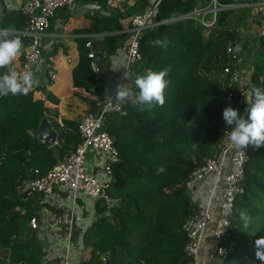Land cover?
I'll use <instances>...</instances> for the list:
<instances>
[{"label": "trees", "instance_id": "1", "mask_svg": "<svg viewBox=\"0 0 264 264\" xmlns=\"http://www.w3.org/2000/svg\"><path fill=\"white\" fill-rule=\"evenodd\" d=\"M209 1L158 0L152 17L155 24L141 34V58L132 66L128 87L138 93L134 83L137 75L144 74L148 68L160 71L170 66L165 77L168 81L165 103L139 111L140 105L133 106L130 97L122 103L120 111L106 113L104 129L113 138L117 150V158L110 163L107 189L111 202L96 200L95 218L90 227L96 238L90 241L89 258L77 264H184L187 261L184 252L187 236L182 225L197 208L184 181L192 169L212 155V145L230 130L223 119V110L232 106L242 115L246 106L239 84L231 81L232 71L238 69L234 56L246 46L238 38L240 48L236 52L232 48L228 50L229 38L238 37L235 25L241 20L236 17L235 9L221 10L211 28L192 18L166 22L175 13L191 11ZM242 10L243 16L251 12L248 7ZM121 16L92 17L90 26L81 30L87 36L77 40L79 60L72 70L73 85L97 96L88 99L87 111H96L97 103L106 98L101 82L106 78L107 68L102 67L100 59L95 60L99 71L92 69L93 59L88 56L91 47L86 42L105 53L102 58L105 60L121 45ZM260 18H264V12L256 19L257 26ZM26 21L19 10L1 18L0 28L16 25L23 30ZM97 33L104 35L98 39L93 36ZM165 37L169 41L166 49L154 44ZM258 43L260 51L254 55H260L261 60L253 64L250 82L244 87L250 90L253 86L264 89V36L259 35ZM54 48L53 45L49 55L55 53ZM225 68L229 71L224 72ZM5 69H0V74ZM243 71H239L241 75ZM34 90L27 95L0 97V264L54 263L43 262L46 250L38 240L37 228L29 225L34 215L39 223L40 212L48 206L46 198L24 187L28 181L46 175L60 154L81 142L79 121L75 119H62L53 146L33 138L47 109L45 101L35 97ZM44 92L50 102H58L52 92ZM228 92L232 97L225 100ZM161 165L164 170L158 172ZM242 185L243 192L234 199L228 255L216 264H260L254 241L264 235V146L258 149L248 146ZM236 208L249 213L248 229L243 228L235 214ZM50 210L60 212V208ZM23 235H28V239H21Z\"/></svg>", "mask_w": 264, "mask_h": 264}, {"label": "built area", "instance_id": "2", "mask_svg": "<svg viewBox=\"0 0 264 264\" xmlns=\"http://www.w3.org/2000/svg\"><path fill=\"white\" fill-rule=\"evenodd\" d=\"M76 0H22L20 4L21 12L26 16L27 21L22 36L28 38V43L23 52V60L17 67H11L18 73L24 71L35 72L40 64L43 51L50 52L55 44V38L43 42V35L50 23L55 11L64 6L72 5ZM131 0H102L105 5L123 6ZM158 2V1H157ZM155 3L149 10L132 15L130 19V38L125 50V63L116 74H114V85L110 90L114 96L116 86L124 83L130 85L128 78L132 71V66L141 58L139 52V40L145 28L152 24ZM242 5L241 1L234 0L229 3H222L218 0H210L207 5L194 7L185 13H175L171 18L174 20L192 18L204 27L211 28L217 20L221 10L235 9ZM259 35L264 36V18H260ZM86 46L91 47L90 41ZM231 50V47L228 48ZM88 56L92 58L91 67L94 71H99V66L95 61L94 51L89 50ZM8 69L6 68L5 71ZM4 71V72H5ZM229 69L225 68L224 72ZM249 71H243L242 76L239 71L231 73V81L239 84L240 94L246 103L244 94L250 89L244 88L250 82ZM243 78V79H242ZM232 93L228 92L225 100H230ZM122 103H117L114 99L109 101L105 98L96 111H87L79 121L78 131L81 142L72 150L60 154L51 169L41 178L30 180L26 183L24 190L34 191L42 194L45 198L53 191L54 187H60L68 192L70 206H61L69 212L67 235H71L73 224V212L77 199L87 196L94 199H105L111 202L107 192L110 180V163L117 158V150L113 143V138L104 129L105 117L108 111H120ZM245 116V112L242 114ZM227 130L217 143L212 145V155L199 166L192 169L185 181L184 186L188 191L199 189L200 183L204 179H210V189H200L206 197L205 204L201 205L195 213L189 216L182 225V230L187 236L184 246L187 261L184 264H202L199 260L201 253H209V257L216 261L224 260L228 255V240L231 235V215L227 213L225 205H234L235 196L243 192V177L245 163L248 159V147L244 150L235 149L227 137ZM91 151L97 159L103 161L101 171L104 177L98 178L94 173L86 170V155ZM222 182L219 184V182ZM218 191L217 203H214L215 192ZM32 228L38 227L36 215L29 219Z\"/></svg>", "mask_w": 264, "mask_h": 264}, {"label": "crops", "instance_id": "3", "mask_svg": "<svg viewBox=\"0 0 264 264\" xmlns=\"http://www.w3.org/2000/svg\"><path fill=\"white\" fill-rule=\"evenodd\" d=\"M157 1L131 0L123 6H116L105 5L102 0H76L72 5L60 7L55 11L42 38L43 42L55 38V53L49 55L50 52L43 51L40 64L34 72L41 80V83L34 87V95L36 98L45 101L47 109L44 118L55 132L62 125V119H75L80 121L89 108L88 99L97 98L96 95L86 92L83 87L73 85L72 70L79 60L77 40L87 36L81 30L90 26L92 17L122 15L119 18V22L123 27L120 30L122 32V37L119 39L121 45L113 54L108 55L105 60H102L106 55L103 52L101 56L95 59H101L100 63L102 67L107 68L105 73L106 78L101 82V87L104 88L105 95L106 91L109 94L114 85V74L123 68L125 63V50L130 38L129 28L132 15L149 10ZM21 2L22 0H0V19L19 11ZM96 4L103 10V15L100 12L92 10H81L84 5ZM7 29L18 35L23 43L20 55L12 64L13 67H17L23 60V52L27 45V39L22 36V30H19L16 25H11ZM243 31H245V37L243 38L241 34H238L237 40L239 38V42H244L250 46L253 54H258L260 51V45L258 43L259 29L257 26L252 27L248 25ZM103 35L104 33H97L93 36L100 39ZM44 91L52 92L58 99V102L55 104L46 99ZM100 104L101 102L97 103V105ZM100 164L103 165V161L99 158L97 159L91 151H88L86 155V170L102 179L104 173L101 171L102 167ZM221 183L220 181L219 184ZM210 185L211 180L204 179L200 183L199 189L191 192L192 201L197 209L206 202V197H204L200 189H205L207 192L210 189ZM217 196L218 191L216 190L215 199L213 200L214 203L218 201ZM45 200L48 206L40 212L36 232L38 240L46 250V256L43 262L45 260H53V264H77L80 260L88 259L91 252L90 241L96 238L95 234L90 230V227L95 218V202L97 199H92L87 196H82L77 199L73 212L72 234L69 237L67 235V217L69 216V212L61 208V206H70L68 192L62 190L60 187H54L53 191ZM52 207L55 209L60 208V212H52L50 210ZM21 239L27 240L28 235L21 236ZM199 260L203 262L202 264H216L218 262L209 257V253L206 251L201 253Z\"/></svg>", "mask_w": 264, "mask_h": 264}, {"label": "clouds", "instance_id": "4", "mask_svg": "<svg viewBox=\"0 0 264 264\" xmlns=\"http://www.w3.org/2000/svg\"><path fill=\"white\" fill-rule=\"evenodd\" d=\"M74 10V9H73ZM82 11L92 10L100 12L103 15L101 7L96 5H84ZM168 39H158L154 42L162 48H167ZM23 48L20 37L7 28L0 29V69L8 70L0 74V97L11 95H27L34 87L41 83V80L33 72L24 71L18 73L13 70L11 65L18 58ZM171 68L166 67L160 71L147 69L144 74L137 75L134 83L139 90L134 93L126 84L120 83L116 86L114 96L106 91V99L111 101L114 99L117 103H123L132 97L133 106L140 105L139 111L151 110L165 103V89L168 81L165 77ZM247 100V107L244 112L246 116L240 114V110L232 106H228L223 110V119L230 126L227 137L232 146L237 150L246 149L249 145L255 148L264 146V89L253 86L249 93L244 94ZM126 113H122L125 115ZM195 147V144H194ZM163 165L159 166L157 171L162 172ZM227 213L233 215V207L231 204L225 205ZM235 214L239 221L242 222L244 229H248L251 223V217L246 209H235ZM256 249V258L260 264H264V235L259 236L254 241Z\"/></svg>", "mask_w": 264, "mask_h": 264}, {"label": "rangeland", "instance_id": "5", "mask_svg": "<svg viewBox=\"0 0 264 264\" xmlns=\"http://www.w3.org/2000/svg\"><path fill=\"white\" fill-rule=\"evenodd\" d=\"M241 0H239L240 2ZM242 5L239 7L235 8V15L236 17L240 18L241 20L238 21L235 25V29L238 34H241V37H245V34L243 30H245L246 27L252 26L256 27L257 24L256 19L260 17V14L264 12V0H242ZM250 8L251 12L248 13L249 15H244L242 14V9L244 8ZM246 19H249V22L247 23ZM258 28V26H257ZM250 46L246 45L244 48L239 50L235 56H234V62L237 66V70L242 71H248L252 70L253 64L260 62L261 56L260 55H254L252 52H250ZM254 49V48H253Z\"/></svg>", "mask_w": 264, "mask_h": 264}, {"label": "water", "instance_id": "6", "mask_svg": "<svg viewBox=\"0 0 264 264\" xmlns=\"http://www.w3.org/2000/svg\"><path fill=\"white\" fill-rule=\"evenodd\" d=\"M173 18H169L166 20L168 21H173ZM155 23L152 22L151 25H154ZM236 36H231L228 41L229 47L232 48L233 52H236L240 46L241 43H238ZM91 50L94 51L95 53V59H97L99 56H101L103 53L96 50V47L92 44ZM33 138H37L41 141H43L47 146H53L56 143V132L50 127L49 123L46 121V119L43 117L40 119L38 126H37V131L33 135Z\"/></svg>", "mask_w": 264, "mask_h": 264}]
</instances>
